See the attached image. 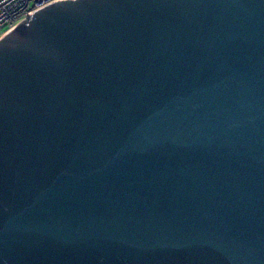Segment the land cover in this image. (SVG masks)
Instances as JSON below:
<instances>
[{
	"label": "water",
	"instance_id": "1",
	"mask_svg": "<svg viewBox=\"0 0 264 264\" xmlns=\"http://www.w3.org/2000/svg\"><path fill=\"white\" fill-rule=\"evenodd\" d=\"M0 264H264V0H56L6 31Z\"/></svg>",
	"mask_w": 264,
	"mask_h": 264
},
{
	"label": "built area",
	"instance_id": "2",
	"mask_svg": "<svg viewBox=\"0 0 264 264\" xmlns=\"http://www.w3.org/2000/svg\"><path fill=\"white\" fill-rule=\"evenodd\" d=\"M56 0H0V37L31 13Z\"/></svg>",
	"mask_w": 264,
	"mask_h": 264
},
{
	"label": "trees",
	"instance_id": "3",
	"mask_svg": "<svg viewBox=\"0 0 264 264\" xmlns=\"http://www.w3.org/2000/svg\"><path fill=\"white\" fill-rule=\"evenodd\" d=\"M25 33V30H24V32H23V34Z\"/></svg>",
	"mask_w": 264,
	"mask_h": 264
},
{
	"label": "rangeland",
	"instance_id": "4",
	"mask_svg": "<svg viewBox=\"0 0 264 264\" xmlns=\"http://www.w3.org/2000/svg\"><path fill=\"white\" fill-rule=\"evenodd\" d=\"M0 35H1V33H0Z\"/></svg>",
	"mask_w": 264,
	"mask_h": 264
}]
</instances>
